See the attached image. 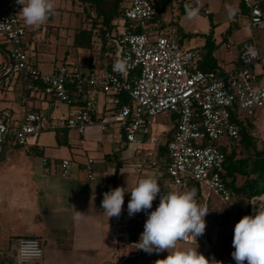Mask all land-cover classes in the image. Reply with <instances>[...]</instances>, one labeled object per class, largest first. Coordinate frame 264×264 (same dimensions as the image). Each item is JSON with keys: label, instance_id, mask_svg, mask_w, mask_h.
Segmentation results:
<instances>
[{"label": "built area", "instance_id": "1", "mask_svg": "<svg viewBox=\"0 0 264 264\" xmlns=\"http://www.w3.org/2000/svg\"><path fill=\"white\" fill-rule=\"evenodd\" d=\"M240 1L248 10L246 26L264 29V8L259 0ZM155 13L154 0H128L126 17L140 30L127 29L124 20H119L118 34L108 44L111 54L100 67L85 72L64 63L44 72L27 52L29 41L20 5L16 0H0V45H7L0 59V88L16 79L23 87L24 102L33 94L73 106L68 117L56 120L55 129L83 134L95 125L102 131L117 126L130 143L141 142L138 134L149 132L159 114L172 112L177 127L166 144V170L172 183L181 189L186 178H194L223 203H230L233 192L223 178L221 147L226 142L238 144L242 123L264 106V84L255 69L261 54L251 40H245L239 44L240 61L235 69L226 73L198 69L195 49L184 48L175 36L156 32L151 22ZM204 13L210 12L206 9ZM96 93L104 95L106 110H97ZM47 118L40 109L26 110L18 121L0 111V154L9 135L14 144L25 146L48 130ZM43 162L47 164L48 158ZM94 164L92 157L84 163L90 179L95 178ZM72 166L70 158L61 159V174L69 176ZM33 241L36 243H30ZM33 248L39 249V257L29 255ZM44 254L42 239L23 236L16 241L11 264H43Z\"/></svg>", "mask_w": 264, "mask_h": 264}, {"label": "crops", "instance_id": "2", "mask_svg": "<svg viewBox=\"0 0 264 264\" xmlns=\"http://www.w3.org/2000/svg\"><path fill=\"white\" fill-rule=\"evenodd\" d=\"M242 4L241 2L237 12L246 18L243 25L248 28L246 26L248 10ZM153 26L157 31V24L153 23ZM249 31L251 36L241 43L251 40L259 49L261 59L255 65V69L259 73L260 83L264 84L259 70L264 62V33L257 36L252 29ZM161 33L176 37L173 29L168 26ZM29 40L31 41V38L28 37ZM181 41L184 45L182 39ZM6 48L7 45H0V59L4 56ZM214 56L218 60V65L225 71H231L239 65V53L236 60H232V64L222 63L215 52ZM94 68L98 67L95 65ZM0 89V97L5 99L8 92H12L16 100L18 99L15 104L9 102L0 107V111L9 112L17 121L28 109L45 107L47 115L49 117L52 115L48 97L28 94L27 101H22L23 87L16 79ZM101 94H95V106L99 112L106 110L104 95ZM175 122L173 117L172 124L158 130L153 125L149 132L138 134L141 142L135 143L127 142L125 134L117 126L102 131L95 125L88 127L83 134L69 130L68 145L58 144L56 130L53 137L46 142L39 144L40 135H38L28 144V151H24L28 161L18 168L16 175L19 186L29 187L28 191L33 202V215L29 218L30 224L25 236L42 239L45 250L43 264H154L157 259L166 258L165 255H161L162 253L148 254L137 249L148 214L141 211L129 217L127 205L131 199V189L139 179L148 176L157 178L161 195L168 194L163 190L159 179L165 171L157 170L154 166L159 163L165 164V168L167 166V146L165 151L162 146L167 144L168 133ZM161 136L165 139L160 140ZM156 152L159 153V157L154 162ZM113 153H116L115 157H112ZM143 155L150 156L151 159L146 160ZM44 157L48 158L47 164L43 162ZM87 157L95 160L94 179H90L84 170ZM63 158L73 160L69 176L61 174L60 160ZM117 161L121 163L118 171V187H127L129 192L125 194L120 217L109 218L101 207V202L106 192L105 179L113 176ZM144 162L147 166L142 164ZM183 189L184 187L177 190ZM203 197L206 196L203 194ZM159 202L158 195L149 212L154 211ZM76 211L82 213L79 220L75 219ZM208 252L209 249H203L206 257L212 259L210 254L207 256ZM226 264H236V262L231 259Z\"/></svg>", "mask_w": 264, "mask_h": 264}, {"label": "rangeland", "instance_id": "3", "mask_svg": "<svg viewBox=\"0 0 264 264\" xmlns=\"http://www.w3.org/2000/svg\"><path fill=\"white\" fill-rule=\"evenodd\" d=\"M184 11L178 9L177 4L167 10L164 18L166 21L174 20L172 28L177 39L183 40L184 48L201 47L205 43L204 34H212V40L216 44L215 55L224 64H232L239 53V44L245 38H249L250 31L244 27L246 18L237 11L241 3L240 0H187ZM198 8V10H196ZM190 9V10H189ZM208 9L209 14L204 11ZM195 13V15H190ZM26 25V24H25ZM100 23L96 27H99ZM91 28L92 20L83 12V5L79 0H55L54 14L48 21L40 26H28L27 36L29 40L27 52L33 63L44 72H49L54 66L68 64L70 67L78 68L88 72L90 62L99 67L111 54L101 50L100 39L95 34L94 44L91 48H77L73 46L74 34L77 28ZM157 29L158 26H157ZM253 33L257 36L264 33V29L253 28ZM233 44L228 48L227 44ZM91 57L92 60H91ZM264 64V62H263ZM261 64L262 78L264 79V65ZM17 88H19L17 86ZM1 91V89H0ZM8 92V91H7ZM103 96V94H101ZM38 102L40 99H37ZM18 101L14 93L8 92L6 98L0 97V107L5 103ZM32 102L31 100H29ZM50 103L51 99L48 97ZM52 115L47 118L50 128L44 130L39 135V144L51 139L54 135L53 128L57 119L68 117L73 111V106L65 104H50ZM42 112L45 107H40ZM46 112V111H45ZM173 116L170 112H162L156 118L158 122L154 124L156 130L172 124ZM254 122L253 137L255 140V150H246L243 144L231 145L225 143L228 149L236 150L238 157H249L248 181L253 187L262 189L264 187V106L257 108L255 115L249 120ZM72 130L75 133L76 130ZM103 133V132H101ZM109 134V133H104ZM165 139L164 136L159 137ZM13 137L9 135L2 153L0 154V264L12 262L16 250V241L25 236L26 229L29 227V218L33 215V202L30 198L29 187L19 186L17 182L18 168L26 163L27 157L24 151H28V145L14 147ZM23 151V152H22ZM144 159L150 160L151 157L143 155ZM159 153L154 155V162L157 161ZM88 158V157H87ZM101 158L103 156L101 155ZM147 166V163H142ZM165 164L159 163L154 167L157 170L166 171ZM163 190L167 193L177 190L178 187L170 181V178L163 173L159 178ZM245 179L243 175H238L237 184L241 185ZM182 191L187 190L183 186ZM21 190V192L19 191ZM204 195L196 201L198 204L206 205L209 213L205 217V233L195 241L192 237L188 240L179 241L177 247L180 249L197 248L203 253V249H209L212 259L222 261L223 264L233 260L231 253L235 250L232 247L235 224L245 215H254L253 205L259 207L264 203V194L249 199L247 196H240L233 193L230 203H223L211 190L203 184ZM254 201V202H253ZM20 215V217H19ZM162 256H167L168 252H161ZM205 255V254H204ZM206 256V255H205ZM235 261V260H234Z\"/></svg>", "mask_w": 264, "mask_h": 264}, {"label": "clouds", "instance_id": "4", "mask_svg": "<svg viewBox=\"0 0 264 264\" xmlns=\"http://www.w3.org/2000/svg\"><path fill=\"white\" fill-rule=\"evenodd\" d=\"M24 23L28 26H40L54 14L55 0H16ZM195 15V13H190ZM120 65L117 64V67ZM127 187H116L103 194L101 207L108 217L119 218L122 214ZM131 199L127 205L128 216L141 211L148 214L144 230L140 234L137 249L148 254L168 252L166 258L157 259L154 264H223L222 261L209 259L197 251V248L180 249L179 241L192 237L195 241L205 233V217L209 213L206 205L198 204L195 189L173 190L161 195V187L155 176L137 181L131 189ZM159 195V205L154 211L153 201ZM253 205L254 215L243 216L234 227L231 256L236 264H264V203ZM76 211L75 219L81 218ZM35 244L36 242H30ZM22 255H24L22 251ZM29 255L39 257L38 248Z\"/></svg>", "mask_w": 264, "mask_h": 264}, {"label": "trees", "instance_id": "5", "mask_svg": "<svg viewBox=\"0 0 264 264\" xmlns=\"http://www.w3.org/2000/svg\"><path fill=\"white\" fill-rule=\"evenodd\" d=\"M75 1V0H74ZM83 5V12L86 13L92 20V27L87 28H77L74 34L73 46L77 48H91L94 44V36H97L100 39L101 50L107 51L108 44L110 38L112 36H116L119 31V20H124V27L127 29H132L134 31H139V27L135 24L134 21L130 20L126 17L125 9L128 5V0H79ZM187 0H154V5L156 9V13L152 18L151 22L157 24L158 30L157 33H161L167 26L170 24H174L175 21H166L164 16L167 13V10L175 4H177L178 9L184 11V5L187 3ZM259 4L262 8H264V0H259ZM243 5V4H242ZM100 23L99 27H96ZM205 43L201 47L193 48L197 51L198 58L195 64V67L201 70H214L218 73H226L224 69H222L218 65V60L214 56V52L216 49V44L212 40V34H204ZM179 43L182 45L181 38L178 39ZM183 46V45H182ZM93 57H91L92 60ZM95 64L94 62H90L89 69L90 71H94ZM172 116L175 118L176 115L170 112ZM241 130V138L239 143L243 144L246 150H255V140L253 137L254 130V122L247 121L246 123H242ZM177 127V121L175 125L168 133V140L173 136ZM68 132L69 129L66 128H58L56 129V139L58 144L60 145H68ZM206 143H212L211 141H206ZM19 145L15 144L14 147H18ZM222 151L225 154V173L223 174L224 181L231 191L240 196H247L249 199L255 198L264 194V187L262 189H258L253 187L250 184L248 179L250 178V170H249V157H238L235 149H228L225 145L221 147ZM163 151L166 150V145L162 146ZM116 153L112 154V157H115ZM110 155H107V157ZM168 161V158H167ZM121 166V163L117 161L115 165V172L113 176L105 179V188L106 192L118 187V171ZM165 176L169 177L167 170L164 173ZM238 175H243L247 179L241 184L238 185ZM184 185L187 190L195 189L196 191V199H202L203 197V184L194 179V178H186L184 180ZM183 185V186H184ZM254 202V201H253ZM4 264V262H3ZM11 264V263H9Z\"/></svg>", "mask_w": 264, "mask_h": 264}]
</instances>
